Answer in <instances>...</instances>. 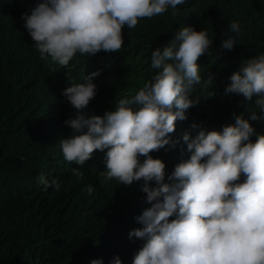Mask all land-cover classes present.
Wrapping results in <instances>:
<instances>
[{
    "label": "trees",
    "instance_id": "obj_1",
    "mask_svg": "<svg viewBox=\"0 0 264 264\" xmlns=\"http://www.w3.org/2000/svg\"><path fill=\"white\" fill-rule=\"evenodd\" d=\"M40 2L0 0V264H115L116 258L133 264L144 241L129 233L142 227L137 217L151 207L142 191L145 182L124 185L108 179L107 150H96L83 166L64 159L60 141L71 133L65 121L78 110L63 90L99 72L93 79L96 95L83 114L103 116L160 71L151 67L153 50L163 51L183 27L207 31L213 42L197 63L202 81L211 76L212 85L193 86L189 95L199 103L186 110L185 120L175 122L169 145L149 153L164 162V183H170L175 166L191 156L186 133L194 138L200 130L222 131L242 115L254 129L253 143L264 135L259 97L225 95L230 76L246 60L264 54V0H185L174 14L169 8L140 19L135 28L125 25L119 52H77L66 67L50 57L41 59L24 26L22 17ZM233 22L240 24V33L229 50L222 42L236 35L229 27ZM253 114L257 119H251ZM41 176L61 187L45 190ZM244 180L241 174L237 182ZM149 186L158 185L153 180Z\"/></svg>",
    "mask_w": 264,
    "mask_h": 264
},
{
    "label": "clouds",
    "instance_id": "obj_2",
    "mask_svg": "<svg viewBox=\"0 0 264 264\" xmlns=\"http://www.w3.org/2000/svg\"><path fill=\"white\" fill-rule=\"evenodd\" d=\"M185 0H41L25 14V28L41 59L68 66L75 54L119 52L122 28H135L140 19L173 14ZM236 35L222 42L232 49L240 24H230ZM205 30L192 26L178 31L168 46L151 54V67L160 71L131 98L118 101L103 116H86L83 110L96 95L93 72L83 83L72 84L63 96L78 110L65 124L71 129L60 141L64 159L83 166L96 150L106 151V177L124 185L143 179L146 208L137 217L142 225L129 236L144 241L133 264H264V135L253 143L254 129L242 115L222 131L186 133L190 159L175 166L164 183L165 164L149 153L169 145L175 122L199 101L190 97L202 81L198 59L212 45ZM225 95L242 94L264 109V54L246 60L230 76ZM257 119L256 115L251 116ZM193 128L197 125L193 124ZM146 157L143 162L140 157ZM78 178L80 172L72 169ZM241 174L245 180L238 183ZM158 185L149 186L150 181ZM45 190L61 185L40 177ZM93 188L88 187L91 193ZM175 216V219L169 220ZM92 264H100L93 260ZM115 264H121L116 258Z\"/></svg>",
    "mask_w": 264,
    "mask_h": 264
}]
</instances>
